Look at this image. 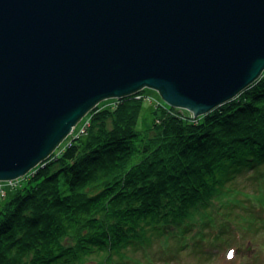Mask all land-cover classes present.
I'll list each match as a JSON object with an SVG mask.
<instances>
[{
    "label": "trees",
    "instance_id": "obj_1",
    "mask_svg": "<svg viewBox=\"0 0 264 264\" xmlns=\"http://www.w3.org/2000/svg\"><path fill=\"white\" fill-rule=\"evenodd\" d=\"M136 96L91 108L82 133L0 199V264H128L149 240H182L165 258L195 235L210 240L203 228L225 231L212 224L231 223L216 204L228 182L264 180V71L198 117L155 104L146 135Z\"/></svg>",
    "mask_w": 264,
    "mask_h": 264
},
{
    "label": "water",
    "instance_id": "obj_2",
    "mask_svg": "<svg viewBox=\"0 0 264 264\" xmlns=\"http://www.w3.org/2000/svg\"><path fill=\"white\" fill-rule=\"evenodd\" d=\"M264 71V0H0V181L99 101L156 90L194 117Z\"/></svg>",
    "mask_w": 264,
    "mask_h": 264
},
{
    "label": "rangeland",
    "instance_id": "obj_3",
    "mask_svg": "<svg viewBox=\"0 0 264 264\" xmlns=\"http://www.w3.org/2000/svg\"><path fill=\"white\" fill-rule=\"evenodd\" d=\"M141 91L135 93L140 95L136 98H143L136 129L146 135L147 131L143 133V130L154 126L152 110L155 104H168L154 89L144 88ZM113 99L115 98L101 100L98 104L110 105L114 103ZM87 113L77 122L72 132L61 141V145L82 133L81 126L88 122ZM137 138L142 140L144 136ZM250 173L238 176L235 180L228 182L225 191L232 194L227 193L218 198L219 201L216 204L219 206V210L231 223L225 225L224 220L220 218L223 220L222 225L212 224L219 228L225 227L223 232H217L214 229L208 232L206 228H203V232H205L203 236L210 239H207L209 243L201 236L195 235L193 241L189 242L187 246L175 247V256L169 255L163 258L165 245L172 244L174 246L175 244L176 246L182 240L176 238L149 240L145 249H132L127 252L128 257L132 259L128 264H136L135 261L137 264H264V180H261V177L252 179V177H248ZM25 180V176L20 177L16 179L15 185H10V181H0V199L6 197L9 189L14 188L12 194L17 191V188L21 187L20 185L24 184ZM214 235L217 239H214ZM216 240L221 242L216 244Z\"/></svg>",
    "mask_w": 264,
    "mask_h": 264
},
{
    "label": "built area",
    "instance_id": "obj_4",
    "mask_svg": "<svg viewBox=\"0 0 264 264\" xmlns=\"http://www.w3.org/2000/svg\"><path fill=\"white\" fill-rule=\"evenodd\" d=\"M13 181H15V182H13ZM16 184V180H12V181H10V185H15ZM14 187V186H13ZM14 189V188H13Z\"/></svg>",
    "mask_w": 264,
    "mask_h": 264
},
{
    "label": "snow or ice",
    "instance_id": "obj_5",
    "mask_svg": "<svg viewBox=\"0 0 264 264\" xmlns=\"http://www.w3.org/2000/svg\"><path fill=\"white\" fill-rule=\"evenodd\" d=\"M230 255H231V253H230Z\"/></svg>",
    "mask_w": 264,
    "mask_h": 264
}]
</instances>
